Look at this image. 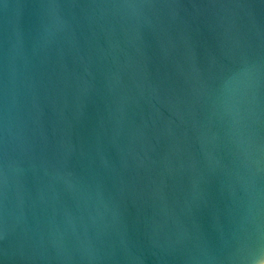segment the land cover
I'll return each instance as SVG.
<instances>
[{
	"label": "water",
	"instance_id": "1",
	"mask_svg": "<svg viewBox=\"0 0 264 264\" xmlns=\"http://www.w3.org/2000/svg\"><path fill=\"white\" fill-rule=\"evenodd\" d=\"M0 264H264V0H0Z\"/></svg>",
	"mask_w": 264,
	"mask_h": 264
}]
</instances>
